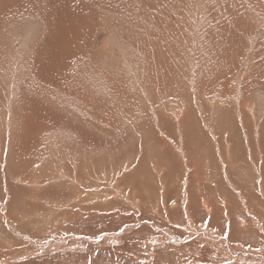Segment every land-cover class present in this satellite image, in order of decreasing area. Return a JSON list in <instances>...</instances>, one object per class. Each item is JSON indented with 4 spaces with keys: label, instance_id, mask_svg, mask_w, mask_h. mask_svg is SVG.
Instances as JSON below:
<instances>
[{
    "label": "rangeland",
    "instance_id": "1",
    "mask_svg": "<svg viewBox=\"0 0 264 264\" xmlns=\"http://www.w3.org/2000/svg\"><path fill=\"white\" fill-rule=\"evenodd\" d=\"M263 199L264 0H0V264H254Z\"/></svg>",
    "mask_w": 264,
    "mask_h": 264
},
{
    "label": "bare ground",
    "instance_id": "2",
    "mask_svg": "<svg viewBox=\"0 0 264 264\" xmlns=\"http://www.w3.org/2000/svg\"><path fill=\"white\" fill-rule=\"evenodd\" d=\"M28 3V2H27ZM11 5V4H10ZM30 7V6H29ZM8 11H9V9H8ZM5 12V11H4ZM71 62V61H70ZM72 160V159H71ZM201 165V164H200ZM60 169V168H59ZM61 171V170H60ZM46 179V178H45ZM76 180V179H75ZM33 182V181H32ZM98 185V184H97ZM84 187V186H83ZM95 187V186H94ZM120 193H122V192H120ZM206 198V197H205ZM232 199V198H231ZM255 199V198H254ZM264 200V199H263ZM253 201V200H252ZM257 201H259V200H257ZM256 200H255V202H257ZM220 202L221 203H219V206H218V204L216 205V204H211V203H209V202H207L206 200L204 201H201V206H202V209L204 210V212L205 213H209V214H212V213H214L215 215H217L218 213H221L223 210H227V207H225L224 205V202L223 201H221L220 200ZM253 203H254V201H253ZM261 203V202H260ZM262 208V207H261ZM151 211V210H150ZM264 211V210H263ZM68 213V212H67ZM259 213V212H258ZM256 214V213H255ZM261 214V213H260ZM257 215V214H256ZM262 215V214H261ZM229 216V215H228ZM258 216V215H257ZM204 218V217H203ZM226 218V217H225ZM154 219V218H153ZM246 219V218H245ZM46 221V220H45ZM226 221H227V219H226ZM224 222V221H223ZM248 222V221H247ZM247 222H245V221H243V219L241 220V223H239V221L237 220V219H235L234 221H232L231 223H230V225H229V228H230V231H229V240L227 239V242H225V240L226 239H224L223 238V240H222V242L220 241V243L218 242L217 244H218V247L220 246V247H226L227 249H229L230 250V252H233V249H234V246H237V245H235L236 243H237V241H235L230 235H234V234H236L237 235V237L239 238V239H241L240 241H241V243H243V244H245L244 242H245V240H248V238H252L253 239V237L255 238L256 237V242H259V243H257V244H254V247H256L257 248V250L260 252L258 255H255V254H252L251 252L250 253H244L245 255H253V256H255V259H254V261H256L257 263H258V259H259V261L260 262H264V253H262V252H264V236L263 235H260V234H257V233H255L254 234V232H253V234H251V235H249V233L248 232H246V230L244 229L243 230V228L242 227H244V228H246L248 225H247ZM250 222V221H249ZM253 222V221H252ZM203 224H205L204 222H203ZM239 224V225H238ZM254 224V223H253ZM260 224V223H259ZM258 224V225H259ZM206 225V224H205ZM216 225V224H215ZM214 225V226H215ZM257 225V226H258ZM204 226V225H203ZM211 226V225H210ZM220 227H217L218 229L216 230V231H218V233L220 232V231H224V229H226V226H223V223L221 224V225H219ZM250 226V225H249ZM11 227V226H10ZM258 227H261V226H258ZM211 228L213 229V227L211 226ZM234 228H236L237 230H238V232H234ZM193 228H191V230H192ZM201 229H204L203 227L201 228ZM198 230V231H201L202 232V234L203 235H205L206 237H210V241L212 242V243H214L213 241H214V239L213 238H218L219 240H220V234L221 233H219V234H216V233H214V232H212L209 228H207L206 230ZM195 230V228L192 230V232ZM260 230H261V228H260ZM263 230V229H262ZM8 231V230H7ZM11 231V230H10ZM197 231V229H196V231L195 232H198ZM249 231V230H248ZM252 231V230H251ZM250 231V232H251ZM194 233V232H193ZM196 234V233H195ZM239 235V236H238ZM259 235L260 236H262V237H259ZM202 236V235H201ZM227 236V235H226ZM211 237H213V238H211ZM223 237V236H222ZM237 237H235V239L237 238ZM244 238H246V239H244ZM59 239V238H58ZM222 239V238H221ZM250 240V239H249ZM260 240L262 241V242H260ZM60 241V240H59ZM209 240H208V243L210 242ZM255 241V240H254ZM216 242V241H215ZM230 242H232V244L234 243V245L233 246H231L230 248H229V243ZM28 244V243H27ZM30 244V243H29ZM249 244V243H248ZM31 245V244H30ZM24 247V246H23ZM182 248H183V251L186 253V252H189V250H191V248H194V254H196L197 255V257L198 258H200L202 255L204 256L205 255V257H206V255H208V254H210L211 253V249H207V248H205V249H203V251L201 250V248H198V246H194V244H189L188 243V245H184L183 247L181 246V250H182ZM236 248V247H235ZM253 248V247H252ZM260 250H259V249ZM18 249V248H17ZM33 249H35V248H33ZM254 249V248H253ZM232 250V251H231ZM255 250V249H254ZM14 251V250H13ZM235 252L237 251V250H234ZM257 251V252H258ZM16 252H20V251H16ZM22 253H23V251H21ZM179 253H181V252H179ZM190 253H191V251H190ZM241 253V252H240ZM32 254V253H31ZM64 254V253H63ZM231 254V253H230ZM233 254L235 255V253L233 252ZM232 254V255H233ZM4 255V254H3ZM23 255V254H22ZM176 255H177V253H176ZM185 255V254H184ZM183 255V256H184ZM191 255V254H190ZM200 255V256H199ZM243 255V254H242ZM241 255V256H242ZM140 256V255H139ZM183 256L181 257V255L178 257V256H176L177 258L175 259V260H179V259H181V258H183ZM192 256V255H191ZM12 259L13 257H10L9 255L8 256H5L4 255V259ZM258 258V259H257ZM189 259V258H188ZM241 259H243V258H241ZM205 261H206V259H205ZM256 262H254V264L256 263ZM27 263V262H26ZM101 263V262H100Z\"/></svg>",
    "mask_w": 264,
    "mask_h": 264
}]
</instances>
